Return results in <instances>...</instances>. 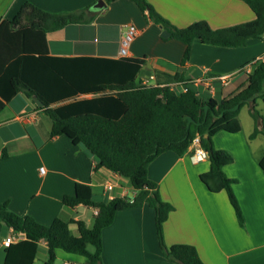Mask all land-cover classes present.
I'll return each mask as SVG.
<instances>
[{
  "label": "crops",
  "instance_id": "0c3cea01",
  "mask_svg": "<svg viewBox=\"0 0 264 264\" xmlns=\"http://www.w3.org/2000/svg\"><path fill=\"white\" fill-rule=\"evenodd\" d=\"M25 1L0 0V22L13 17ZM29 1L49 11H71L97 0ZM148 1L178 26L206 19L217 28L256 16L244 0ZM95 11L98 12L91 21L50 31V54L119 57L120 39L127 24L134 23L138 33L128 56L146 57L139 80L165 83L180 70L186 43L164 40L160 24L146 18L133 0H114L103 8L88 10L90 14ZM259 60H264V35L250 37L239 46L196 38L183 66L186 79L181 82L194 86L204 97H227L246 84L248 73L254 71ZM176 86L179 89L182 85ZM256 102L264 123V100L258 97ZM40 106L36 98L20 91L0 111V201L44 224H51L59 216L82 219L92 226L98 207L64 203L65 195L75 193L77 182L92 185L97 196L108 198L133 195L134 187L129 178L106 167H96L94 156L67 135H51L52 119ZM239 118L241 130H220L213 140L217 148L228 150L234 157L224 170L235 179L233 188L244 212V224L239 222L227 191H212L202 181L201 173L210 168L208 156L195 162L189 149L183 155L166 150L148 166V175L158 183L163 199L175 206L164 222L166 242L194 244L207 264H264V170L259 164L264 156V133L251 136L256 120L248 103L241 107ZM109 183L113 184L110 190L106 187ZM70 228L73 234H79L77 223L71 222ZM12 232L15 233L10 228L8 234ZM6 246L0 241V264L4 262ZM101 256L104 264H179L163 254L155 209L147 203L116 212L114 221L103 229ZM80 262L76 259L72 264Z\"/></svg>",
  "mask_w": 264,
  "mask_h": 264
},
{
  "label": "trees",
  "instance_id": "16d2710c",
  "mask_svg": "<svg viewBox=\"0 0 264 264\" xmlns=\"http://www.w3.org/2000/svg\"><path fill=\"white\" fill-rule=\"evenodd\" d=\"M133 1L146 18L160 24L164 40L186 43L180 70L165 83L139 80L146 57L50 54L48 33L70 23L91 21L98 12H88L93 3L78 10L49 11L27 0L13 17L0 22V111L20 91L39 98L43 102L40 107L52 119L51 135L65 134L73 143L81 144L94 156L96 167L129 178L135 191L133 195L108 198L97 196L92 185L77 182L75 193L65 195L64 203L98 207L92 226L82 219L59 216L44 224L0 201V241L10 228L25 235L6 246L3 264H33L42 239H47L43 264H57L58 248L84 255L89 264H104L103 229L114 221L118 210L146 203L155 209L163 254L179 264H207L194 244L166 242L164 222L175 206L163 199L158 183L148 175L149 164L159 154L173 150L183 155L196 135L201 136L210 160L209 170L200 175L202 181L212 191H227L239 222L244 224V212L233 188L235 179L224 170L234 157L228 150L217 148L213 136L220 130H241L239 112L246 103L256 120L251 136L264 133L263 115L256 102L258 97L264 100V60L248 73L246 84L227 97H204L192 85L179 90L174 84L186 79L183 66L190 58L194 39L239 46L250 37L263 36L264 0H244L254 10V19L217 28L206 19L178 26L150 1ZM85 93L94 95L79 97ZM259 164L264 170V156ZM71 222L77 223L79 234L71 232Z\"/></svg>",
  "mask_w": 264,
  "mask_h": 264
},
{
  "label": "built area",
  "instance_id": "2783aa9c",
  "mask_svg": "<svg viewBox=\"0 0 264 264\" xmlns=\"http://www.w3.org/2000/svg\"><path fill=\"white\" fill-rule=\"evenodd\" d=\"M137 33H138V27L134 23L127 24V28H126L124 34L122 35V37L120 39V48H119L120 56H127L128 55L130 45H131L133 39L135 38V36L137 35ZM176 85H182L179 88V90H185L187 88L186 84L183 82H180V83L176 82L174 84L175 88H177ZM189 150L191 151L190 157L195 162L202 160L206 156H208V152L205 150V148L201 144V136L200 135H196L193 138V140L189 146ZM41 171H44V167H41ZM106 187H107V189L110 190L111 188H113V184L109 183V184H107ZM97 213H98V211H97ZM24 237H25V235L23 233H13L12 232V234H7V235L2 236L1 241L5 245H9L11 242L22 239ZM46 245H47V239H42L40 242L39 250L41 251V250L45 249ZM63 264H72V262H70L69 260H65L63 262Z\"/></svg>",
  "mask_w": 264,
  "mask_h": 264
},
{
  "label": "rangeland",
  "instance_id": "374dc122",
  "mask_svg": "<svg viewBox=\"0 0 264 264\" xmlns=\"http://www.w3.org/2000/svg\"><path fill=\"white\" fill-rule=\"evenodd\" d=\"M71 226H73V224H71ZM46 258H47V253L45 249H43L39 252L33 264H43V261ZM63 258H68V259L63 260ZM76 259L81 261L79 264H88V261L85 259L84 256L76 253L66 252L63 249H58L57 263L63 264L65 260H69L70 262H73L76 261Z\"/></svg>",
  "mask_w": 264,
  "mask_h": 264
},
{
  "label": "water",
  "instance_id": "95a60500",
  "mask_svg": "<svg viewBox=\"0 0 264 264\" xmlns=\"http://www.w3.org/2000/svg\"><path fill=\"white\" fill-rule=\"evenodd\" d=\"M105 6H107V2L105 0H97L96 2L93 3V7L103 8ZM36 101L39 105H43V102L39 98H36Z\"/></svg>",
  "mask_w": 264,
  "mask_h": 264
}]
</instances>
